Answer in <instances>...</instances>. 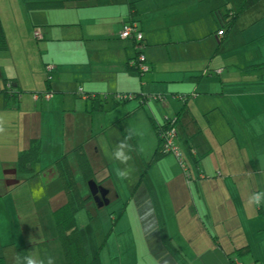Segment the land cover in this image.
I'll list each match as a JSON object with an SVG mask.
<instances>
[{"label": "crops", "instance_id": "0c3cea01", "mask_svg": "<svg viewBox=\"0 0 264 264\" xmlns=\"http://www.w3.org/2000/svg\"><path fill=\"white\" fill-rule=\"evenodd\" d=\"M7 1V13L1 16L0 12L8 42L4 51H10L13 41L19 42L27 47L22 58L27 61L24 64L20 58L23 67L15 63L14 71L4 69L0 51V77L14 79L21 91L9 102L0 94V257L6 264H16L22 247L25 256L34 253L33 246L38 261L47 256L65 264L59 257L63 250L53 218L54 210L66 201L56 161L66 155L75 177L77 148L85 152L94 173L90 180L108 191L107 199L115 198V206L122 204L118 202L122 192L128 197L137 194L134 216L141 236L149 233L145 244L148 263L144 264H264V205L248 203L250 194L264 191V70L255 66L264 54L244 60L249 68L247 81L245 76L232 82L236 75L227 68L230 62L222 58L212 62L218 57L212 39V54L205 43L194 62L183 65L180 57L155 74L157 62L150 50L158 34L142 17L140 0ZM26 1H61L62 5L29 9ZM130 3L143 32L141 51L148 71H153L144 77L127 67L136 52L134 42L118 36L123 22L130 18ZM91 5L97 6L89 10ZM210 13L214 21L212 10ZM180 25L184 35L178 41L192 39L193 28ZM9 53L14 59L12 49ZM48 65L52 69L48 81H43ZM150 78L157 83L156 92L145 90ZM45 93L50 97L45 98ZM117 93H134L138 95L135 100L140 99L122 113L148 102L151 126V120L157 124L177 116V140L196 149L206 177L187 182L173 156L153 159L158 142L153 126L150 134L143 128L145 140L141 142L133 128L119 121L121 133L117 135L116 130L115 142L124 140L131 157L125 166L110 158L115 146L105 130L106 120H99L97 126L107 139L100 149L92 138L95 119L99 112L119 104L113 100ZM149 93H162L165 101L141 103ZM182 93L189 95L186 101L172 97ZM34 94L39 96L34 98ZM94 96H98L97 102L90 98ZM32 139L39 140L40 155L34 171L25 173L18 169V156ZM124 167L132 181L122 182L125 177L119 170ZM192 174L196 176L197 169ZM40 222L44 227L37 226ZM33 233L42 240L28 241Z\"/></svg>", "mask_w": 264, "mask_h": 264}, {"label": "rangeland", "instance_id": "374dc122", "mask_svg": "<svg viewBox=\"0 0 264 264\" xmlns=\"http://www.w3.org/2000/svg\"><path fill=\"white\" fill-rule=\"evenodd\" d=\"M192 1V3H190L189 0H140L138 2L140 3V8L143 11L142 17H145V20L149 22L153 28V31L158 34V38L156 39L157 42L150 50V55L153 56L157 62L153 68V70H155V74L165 71V69L167 70L168 68H166L165 64L168 63L169 67L173 61H179L180 57L181 61L184 60L183 65H188L189 63L194 62L193 59H198L202 54L201 52L205 50V43L208 45V49L206 51L209 54H212V51H210V44L213 39L215 42V54L218 57H214L212 62L217 63L216 60H218V58L227 60V62H230L227 64V68L235 71L232 74L233 76L236 75V78L232 79L231 81L238 82L239 79H242L245 76L246 78L244 81H247V70L249 68L246 66L248 63L244 62V60H251V58H254V55L256 54H264V0H260L256 6L243 12L238 18L235 26L230 31L228 37L221 43L219 41L218 35L214 32L216 25L212 20L210 10L219 7L223 9L225 8V5L228 7L232 6L233 0ZM92 6L97 5H91L88 9L92 10ZM188 7H190L189 10H187ZM8 8V1L1 0V16H4L7 13ZM180 23H185V25L191 26L193 28L192 39L187 41H178V38H182L181 36L184 35L180 34V30H184V26H181ZM11 49L15 55L14 59L11 58L9 53L11 52ZM11 49L10 51L1 52L4 55V63H2V65L4 69H11L14 71L15 63H18L21 68L23 67V65L20 63V58L22 62L26 64L27 59L24 60L22 58L24 55H27V47L21 46L19 42L13 41V43H11ZM37 59L38 62L44 64L42 59H40L38 56ZM255 66H257L256 68H261L264 70V58L260 59L258 63L255 64ZM49 73L50 71H47L46 69L43 81L49 78ZM148 74H153L152 69L151 71L146 72L143 77ZM152 80L153 78L149 79L150 87H147L145 90L149 92H156L158 89L157 83L153 82ZM29 82L30 79L26 81L25 86L29 85ZM201 87H204V84H202ZM242 87L244 91L247 85H243ZM255 87L258 88V86H254V88ZM150 94L154 93H149V95ZM165 94L168 95L169 91H166ZM172 97L175 98L173 95ZM139 100H135V98H133L119 103L114 108L99 112L101 114L98 115L99 118L96 117L95 119L92 138L98 143L100 149L103 150V147L105 146L104 144L106 143L104 140L107 139L106 135L101 133V129H99L97 126L99 120H106L105 130L108 131V136H110L112 139V147L116 146V130L117 135L121 133L119 121L125 123L126 127L133 128L141 142H143V139L145 140L143 128L146 129L147 127L149 129V134L153 133L152 126L149 124L148 119V116H150L148 112V102L136 108L134 107V109L130 108L129 110L131 111H126V113L120 112L123 108L131 107L134 101H138L137 103H139ZM150 100L156 99L150 98ZM163 101H165V98H163ZM179 101L183 102L181 100ZM113 122H115L116 125H111ZM144 144L146 146V143ZM146 151L149 152V155H151V150ZM108 152L109 151H107V153ZM168 155L175 158L173 154ZM187 159L188 163L186 162L185 164L192 172L193 168L195 169L194 163L189 158ZM175 160L177 161L176 158ZM70 162L71 164L73 163L72 156L70 157ZM177 163L182 171L178 161ZM73 169L75 170L76 182L78 184L80 193L85 196L89 195L90 191L88 188V181H90V179L86 181L78 167H73ZM184 177L187 182L193 183V180L187 179L185 175ZM128 180H131L130 176L125 177L122 182H126ZM134 181L135 183L132 184L131 192L138 181V176L134 179ZM124 195L125 194L122 192L123 199L118 201L122 204L115 206L116 202L115 198L113 197L111 200L108 198L109 203L101 207H98L95 202L91 201L87 206L79 209L75 214L76 226L82 240L84 252L89 256L98 254L99 262L101 264L148 263L146 253L147 247L145 244L148 243L146 236L149 238V233L146 234V236L142 233L141 236L139 225L137 223L136 217L134 216V213H136L135 203L137 202V194L132 197L131 194L130 197L126 195V197H124ZM138 203L141 204L139 200ZM223 204L224 203H220L222 208L224 207ZM37 226L44 227V223L40 222ZM38 230H40V228H38ZM36 233H33L32 236L28 237V241L38 242V240H42L40 239V235H36ZM31 248L34 253H30L29 256L34 257V254H37V248L35 246ZM59 253V257L63 260V254L60 251ZM47 260L48 259L46 256V259H44L46 264ZM51 260L53 264H57L54 259Z\"/></svg>", "mask_w": 264, "mask_h": 264}, {"label": "trees", "instance_id": "16d2710c", "mask_svg": "<svg viewBox=\"0 0 264 264\" xmlns=\"http://www.w3.org/2000/svg\"><path fill=\"white\" fill-rule=\"evenodd\" d=\"M260 0H233L232 6H226L221 9V7L212 10L213 19L216 25L215 33L219 37L220 43L224 41L232 28L235 26L240 15L245 12L247 9L254 6ZM100 3H105V0H100ZM26 5L29 9L43 8L46 6H61L62 2H45V1H26ZM133 3H130L129 9V19L123 22L120 31L122 30L125 24H134L135 32L128 38L134 42L135 46V55L127 61V67L135 72H137L140 76L144 75L149 70V65L147 64L146 58L141 51V47L143 46V32L140 28L139 22L135 19V11ZM119 31V33H120ZM140 33L141 37L138 38L137 35ZM120 38V35H118ZM40 39V38H37ZM122 39V38H120ZM8 48V42L0 21V51H4ZM146 67V70L143 68ZM47 69V68H46ZM49 71V70H48ZM205 73L208 72V69L203 70ZM0 94L4 98L5 102L13 101L16 97H18L21 91L18 89L17 83L14 79L5 78L2 80L0 77ZM48 81V78L46 79ZM118 95V96H117ZM119 95H125L126 97L120 98ZM176 98H179L183 101H186L189 97L188 94H172ZM138 95L134 93H117L113 95V100L116 103H121L133 98H137ZM92 101L97 102L98 96L90 97ZM150 98H155L158 101H162L165 98V95L162 93H154L147 94L144 96L143 100L141 98V103H144L145 100ZM140 103V104H141ZM142 105V104H141ZM186 105V103L184 104ZM96 107H99L97 105ZM179 115V113H178ZM178 120V117L174 118H165L160 123H155L151 120L153 129L157 135V146L153 153V159L159 158L164 154H171L167 152L163 146V134L170 126L171 121ZM176 125V124H175ZM176 125V132H177ZM178 134V133H177ZM176 145L179 146L180 151V161L179 162L182 171L187 179L196 180V179H204L206 175L201 170V157L195 150L192 145L188 143H184L182 145L178 140H176ZM76 153V162L78 168L83 176V178L88 181L93 178V171L90 167L89 161L86 157L85 152L81 148L75 149ZM40 155V143L38 139H32L29 147L23 150L18 156V169L25 173H32L34 171V166L38 162ZM187 158L193 161L195 169H197V175L193 176L190 168L185 164L187 162ZM188 163V162H187ZM56 166L59 171V176L62 181L63 191L66 195V201L59 208L54 210L53 218L57 231V238L60 240L62 245V250L64 254L65 264H99V255L94 254L89 256L84 252L82 240L80 234L78 232V228L76 226L75 214L76 212L87 206L91 201H93L92 196L89 194L87 196H83L80 191L76 179L74 177L73 170L70 168V164L67 161L66 155H63L60 159L56 161ZM194 169V168H193ZM218 175L220 173H217ZM19 256H25L24 247L20 248L18 251ZM0 264H6L3 257H0Z\"/></svg>", "mask_w": 264, "mask_h": 264}, {"label": "clouds", "instance_id": "9594fccd", "mask_svg": "<svg viewBox=\"0 0 264 264\" xmlns=\"http://www.w3.org/2000/svg\"><path fill=\"white\" fill-rule=\"evenodd\" d=\"M129 145L124 140H119L116 143L115 149L111 152L110 158L118 161L119 164L127 166L130 156L128 154ZM119 174L122 177H127L129 172L128 168L124 167L119 170ZM248 203L255 207H260L264 205V191L254 192L250 194L248 198ZM16 264H45L44 260H37L33 256H17ZM47 264H53L52 260L49 258Z\"/></svg>", "mask_w": 264, "mask_h": 264}, {"label": "built area", "instance_id": "2783aa9c", "mask_svg": "<svg viewBox=\"0 0 264 264\" xmlns=\"http://www.w3.org/2000/svg\"><path fill=\"white\" fill-rule=\"evenodd\" d=\"M135 27L134 24H125L122 28V30L120 31L119 35L120 38L125 39L130 37L134 32H135ZM35 36L37 38H41V34L39 33V31H35L34 32ZM138 38L141 37L140 33L137 35ZM52 66L48 65L47 66V70H51ZM144 70H146V67L143 68ZM39 96V94H34V98H37ZM45 98L50 97V93H45L44 94ZM118 96V95H117ZM123 98H125V95H122ZM121 95H119L120 98H122ZM170 126L168 127V129L164 132L162 138H163V142H162V146L163 148L173 154L179 161L180 159V151H179V146L176 145V140H177V132H176V125L174 121H171ZM238 264V263H236Z\"/></svg>", "mask_w": 264, "mask_h": 264}, {"label": "water", "instance_id": "95a60500", "mask_svg": "<svg viewBox=\"0 0 264 264\" xmlns=\"http://www.w3.org/2000/svg\"><path fill=\"white\" fill-rule=\"evenodd\" d=\"M88 188L93 201L98 207L107 205L109 203L108 199L106 198L108 191L102 186L98 185L94 180L88 181Z\"/></svg>", "mask_w": 264, "mask_h": 264}]
</instances>
